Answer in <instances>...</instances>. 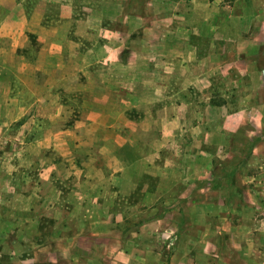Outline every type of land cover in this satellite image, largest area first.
Returning a JSON list of instances; mask_svg holds the SVG:
<instances>
[{
    "label": "crops",
    "instance_id": "obj_1",
    "mask_svg": "<svg viewBox=\"0 0 264 264\" xmlns=\"http://www.w3.org/2000/svg\"><path fill=\"white\" fill-rule=\"evenodd\" d=\"M0 31L4 51L20 54L6 74L34 78H21L22 110L10 109L8 85L0 97V210L37 230L26 243L36 239L57 264H264V0H0ZM15 116L28 133L18 167L3 141ZM159 117L179 131L143 142ZM189 131L202 136L192 155L202 163L255 161L238 173L244 203L209 189L208 169L161 178L167 188L155 196L171 205L127 203L152 192L155 169L175 164L169 143ZM46 149L52 158L40 156Z\"/></svg>",
    "mask_w": 264,
    "mask_h": 264
},
{
    "label": "rangeland",
    "instance_id": "obj_2",
    "mask_svg": "<svg viewBox=\"0 0 264 264\" xmlns=\"http://www.w3.org/2000/svg\"><path fill=\"white\" fill-rule=\"evenodd\" d=\"M260 1V0H259ZM95 7L97 9H100L102 7V5H95ZM128 10V9H127ZM126 10V11H127ZM262 11V6H255V12L257 14L261 13ZM17 23H19V21H16L13 23L14 26L17 25ZM113 24H116V22H113ZM10 41L9 39H7V37H2L1 36V31H0V79L4 80L1 81L3 83L0 84L1 88H0V97L4 98V96L7 94L6 92H10V89H12V92H10L11 97H14L15 100V105H12L10 107V109L12 111H17V109L22 110L21 108H19V106H23L24 105H28L29 102V95L30 92H28L26 89V86L23 84L21 78L29 81L30 83H34L33 80V75L30 74V72H26L24 75L25 77H21L20 76H16L15 80L17 82L14 81L13 83V79L9 76L10 74H6L7 73V69L5 68L6 64L9 62H13L15 61V66L16 67H21L19 64V60H20V54H14L11 52H5L4 49L6 48V46H9ZM19 57V58H18ZM21 70V69H20ZM22 72V70H21ZM19 73V70H18ZM29 78V79H28ZM7 85L9 86L8 91L6 90ZM30 86V85H28ZM33 88V87H32ZM192 95L194 97H196V92L192 93ZM2 101H0V112L1 110H3L2 108V102L3 99H0ZM5 101V100H4ZM190 112L193 113V110L197 109L196 105H191L190 106ZM193 109V110H192ZM176 110H172L171 108H165L164 109V113L171 115L172 113H175ZM197 111V110H196ZM1 114V113H0ZM4 117H0V120H3ZM22 117H12L10 119L9 117V124L8 126H11V132H7V134H3V141L5 142V136L8 137V140L10 143H8V150H9V154L13 155L14 157V162H15V167L20 166V162H21V157H22V153L24 151H22V147L23 144L22 142L25 141V139H27L28 137V133L24 132L23 130H21L20 125L23 124V121L21 119ZM183 118V117H182ZM187 119L191 120V117H186ZM171 118L168 117H159L158 118V125L156 126V130H152L150 133L149 131H142V136L141 140H143V142H146V138H153V137H157V140H161L162 138L164 139L165 142L168 141L169 136H171L172 133H175L174 135L177 134V132L179 131L178 128H175L174 130L169 128V125L171 124V120H169ZM174 119L176 120V118L174 117ZM174 121V120H173ZM177 122V121H176ZM153 129V128H152ZM177 130V131H176ZM171 131H174L172 133H170ZM39 134L32 136V138L39 137ZM226 134V139L228 140L229 135ZM180 138V136H179ZM202 136H197V133H192V131L188 132L185 134V136L180 140V141H172V142H168L169 143V148L165 150V155L173 160L175 162V164L173 165V167H158V169H155V173L159 176V180H158V184L154 185L150 190L152 192H150L149 194H145V196H138L136 195L135 197H131V198H126L127 203H132V204H137V203H141L142 205H152L155 204L157 206H161L162 208L167 206V205H171L172 202L167 201V199L165 197H156L155 193H156V188L158 187V190L162 193V190H166L167 188V181H165L164 179L161 178H165L166 176H170L173 177L177 180V178H180L181 174H185L187 172H198L204 169H208V171L210 170V174L212 172V170H214L216 168V165H213L212 162L210 165L202 163L203 161L201 159H198L197 156L192 157V155H196L197 149L199 148V142L201 140ZM198 139V140H197ZM200 139V140H199ZM234 141V138H233ZM4 143L2 144V147H4ZM5 149V148H4ZM4 149H0V158H5V154H4ZM34 151L36 150V148L33 149ZM87 148H79L78 151L76 150V154L78 156L79 162H83L87 165V158L86 155L88 153ZM206 151H209V153L211 155H213L214 153H217V148L214 149L213 147H211L210 149H206ZM102 152L101 150H93L94 155L98 154ZM11 153V154H10ZM223 153H225V150H223ZM54 155V152L52 150H45L43 151L40 156L44 157V158H52ZM34 158V160H36L35 158H38L37 155L35 154V156H32ZM96 159L99 160V163L97 161V163L99 164L97 167H99V169H101L103 171V173H108L109 170H111V166L112 165H104L103 164V159L101 157H99L98 155L96 156ZM17 160V161H16ZM198 161L201 162V164H196ZM213 161V160H212ZM248 161H250L251 163L255 164V161L249 157ZM17 162V163H16ZM96 163V165H97ZM253 165L251 168H255ZM111 167V168H110ZM207 167V168H206ZM137 169H144L145 168L141 165V166H136ZM21 169V167H20ZM242 169V168H241ZM18 171H16L14 169V173L16 174ZM245 172V171H244ZM241 170V173H244ZM34 173L36 174L37 171L35 170ZM245 184V182H242V184ZM100 185V182L97 183V186ZM154 190V191H153ZM165 192V191H164ZM103 197L101 198H95L93 200V202H98V201H102ZM158 215L162 214V212H158ZM127 215H133L131 214V212L127 213ZM135 215H138V213L136 212ZM149 215H151V213L148 211H142V213L139 214V216H141V221H143L145 218H147ZM24 218V217H23ZM19 219V216L14 214L13 216L9 215L6 213V210L4 208H2L0 210V264H57L54 263V261L52 260L51 257L47 258L48 256L46 255H42L40 253H38V245H37V241L36 239L32 240L29 243H26V238L28 235L32 234V231L35 230H31V228L25 226L22 227L21 225V221L17 220ZM20 223L19 227H13V226H17V224ZM48 231L52 230L50 228L47 229ZM37 230L35 231L36 234ZM44 257V258H41ZM58 264H67V261H65V263L63 262H58Z\"/></svg>",
    "mask_w": 264,
    "mask_h": 264
},
{
    "label": "trees",
    "instance_id": "obj_3",
    "mask_svg": "<svg viewBox=\"0 0 264 264\" xmlns=\"http://www.w3.org/2000/svg\"><path fill=\"white\" fill-rule=\"evenodd\" d=\"M231 142H233V138L230 135L228 144H231ZM229 151L231 149H227V152ZM236 151L238 152V150ZM246 157H235L231 161H223L216 158L212 161L216 168L212 170L210 178L207 180L208 188L221 192L222 199L227 205L240 206L244 203V186L238 179V173L248 161L249 156Z\"/></svg>",
    "mask_w": 264,
    "mask_h": 264
}]
</instances>
